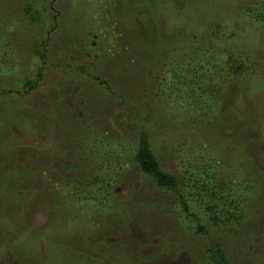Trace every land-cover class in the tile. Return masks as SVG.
Returning a JSON list of instances; mask_svg holds the SVG:
<instances>
[{"label": "rangeland", "instance_id": "obj_1", "mask_svg": "<svg viewBox=\"0 0 264 264\" xmlns=\"http://www.w3.org/2000/svg\"><path fill=\"white\" fill-rule=\"evenodd\" d=\"M248 11L264 0H0V264H211L214 244L264 264V22ZM141 128L177 193L141 171ZM205 166L242 220L215 227L194 203Z\"/></svg>", "mask_w": 264, "mask_h": 264}, {"label": "trees", "instance_id": "obj_2", "mask_svg": "<svg viewBox=\"0 0 264 264\" xmlns=\"http://www.w3.org/2000/svg\"><path fill=\"white\" fill-rule=\"evenodd\" d=\"M164 2L161 3V5ZM24 14L29 19L31 24H39L41 22V16L40 14L34 9V6L31 4L26 5L24 8ZM57 16V14L55 13ZM179 12L176 15V17H179ZM247 15L257 21V22H264V15L263 13H255L253 11H248ZM55 16L56 20L57 17ZM172 16V15H170ZM174 17V16H173ZM186 27V26H185ZM153 28V26H152ZM182 28V27H181ZM180 28V29H181ZM153 30V29H152ZM155 32L158 34V28L155 27ZM154 38H157V36L154 34ZM40 58L45 61V55L44 53L40 54ZM235 60H229L226 64V70L227 72H230L234 75L240 76L243 75L246 70L243 68V63H240V65L235 66ZM242 65V66H241ZM188 74L185 75L187 77ZM38 76H41V72L38 73ZM35 82L32 81H25V87L28 88V90L33 89V84ZM199 87V86H198ZM193 91L197 93L203 94V91L201 88L195 87L191 88ZM196 89V90H195ZM185 97H183V100ZM174 120H178V118H174ZM139 147L136 154V160L140 166L141 171L150 179L153 183L155 188L163 193H177L179 191V179L178 177L171 172L165 171L161 168L159 162L157 161L154 151L152 149V145L149 139V135L145 128H141L140 136H139ZM201 177L197 175L195 177L196 183L198 185L196 186L199 189V196L204 199H207V201H203L199 198L194 203H201L202 204V210L203 214L207 217H209V221L211 224L215 227L222 228L223 226H228L234 220H242L244 216L241 215H233L231 212L232 210H237L240 213V209L236 206V200L233 195H230L229 193H221L219 192V188L215 185H217L218 180L215 178V175L209 173V167L205 166V168H202ZM210 183V184H209ZM242 181L238 182V188L241 186ZM180 203L184 206L185 210H188L187 208V202L184 196L181 197ZM196 218V221L198 222V232L202 234L208 233L205 226L202 225L200 217L197 216V214H191ZM207 256L211 262V264H230L231 260L228 257V254L223 249V246L220 244H214L213 246H210L207 250ZM261 262V261H260Z\"/></svg>", "mask_w": 264, "mask_h": 264}, {"label": "clouds", "instance_id": "obj_3", "mask_svg": "<svg viewBox=\"0 0 264 264\" xmlns=\"http://www.w3.org/2000/svg\"><path fill=\"white\" fill-rule=\"evenodd\" d=\"M17 93H19V91H17Z\"/></svg>", "mask_w": 264, "mask_h": 264}]
</instances>
